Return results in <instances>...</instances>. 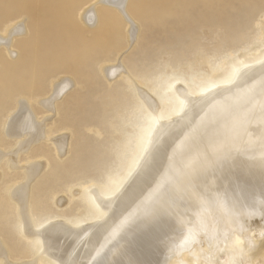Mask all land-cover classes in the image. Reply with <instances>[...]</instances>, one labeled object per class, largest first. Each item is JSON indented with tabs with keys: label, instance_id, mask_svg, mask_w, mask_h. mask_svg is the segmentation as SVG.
Masks as SVG:
<instances>
[{
	"label": "bare ground",
	"instance_id": "obj_1",
	"mask_svg": "<svg viewBox=\"0 0 264 264\" xmlns=\"http://www.w3.org/2000/svg\"><path fill=\"white\" fill-rule=\"evenodd\" d=\"M0 1L3 2V10L0 11V55L10 53V58L14 54L11 41L31 34H34L33 43L30 40L27 47L43 45L51 56H54L56 48L64 49L56 33L65 34L70 29H76L81 35L87 34L91 28V33L105 34L107 28L123 21L127 31H123L122 36L119 34V38H125V43L129 45L137 34L129 28L132 25L127 20L126 3L131 5L134 0H93L84 8L73 27L69 20L64 22L67 16L59 17L56 11L44 17L36 14L35 18L42 20L41 25H29V30L25 19L9 23L10 15L18 14L14 18H19L20 9L28 11L29 5L18 4L10 8L9 1ZM194 3L191 2V5ZM205 3L209 7L212 5V2ZM226 17V12L220 9L206 15L193 12L189 19H184L183 24L187 26L191 40L185 39L181 47L165 55L162 52L163 66L153 74L152 79L147 75H135V79L128 77L122 71L120 57L114 60L115 63L108 62L104 67H98L97 71L107 77L108 84L122 77L121 85L128 95L132 85L135 87L133 100L129 99L130 104L125 106L131 110L126 121L122 122L132 125L133 132L130 135L129 130L121 129V126L112 128L122 134L113 156L110 154V158L118 160L109 166L112 169L106 171L104 177H90L87 182L79 184L80 191H75L74 195L69 189L62 195L55 189H51L49 194H39L43 187L38 186L39 182L33 184L45 165L41 160L45 153L33 154L34 146L43 142L50 147L53 159L60 165L66 159L65 152L68 149V155L71 152V133L62 132L50 137L54 131L50 127L45 129L44 121L34 119L27 99L16 100V106L0 124L1 134L10 139L9 146L14 148L8 151L4 150L6 146L0 148V162L17 174L21 171L23 181L16 184L18 175L14 174L11 177L12 184H16L13 190L14 185L11 189L9 186L0 187V190L6 191L11 198V202L4 205V209L9 211L8 220L13 218L14 225H19L18 232L26 239L23 245L21 243L25 250L23 255L27 258L35 254L36 258L18 261L19 242L11 248V258L17 259H10L3 243V239H7L4 229L3 239L0 237V264H129L130 261L135 264H220L217 258L212 257L222 249L233 257L246 254L253 258V264H264V166L260 163V153L264 149V88L261 87L264 12L261 13L262 21L257 16L245 28V32L250 28L256 32L255 41L248 47H242L246 48L248 56L235 55L233 48L225 52L222 44L226 41L232 46L245 35L242 30L229 31L221 37L212 35L211 39H220L218 43L198 41L201 36L196 28H192L194 24L208 18L207 28L211 32L221 31L224 23L214 26L225 22ZM47 31H51L53 36L43 43L42 33ZM3 34H9L11 38H4ZM115 35L118 36L117 33ZM114 44L109 39L99 43L101 48H120ZM192 49L194 60L181 62L180 54ZM199 49L202 51L197 52ZM209 53H215V57L211 58ZM119 56L122 57V54ZM197 60L200 64L193 66ZM21 62L19 57L18 65ZM5 65L11 66V62L7 61ZM51 83V95L39 102L49 109L61 97L60 91L72 84L66 77ZM7 85L5 88L11 89L13 82ZM15 85L18 86V77H15ZM205 113V123L201 126L200 119ZM148 116L158 118V122L147 120ZM114 121L112 118L107 122L109 127ZM193 127H197L198 132L191 131ZM161 132H188L190 139L184 150L177 152L171 181L160 193V199L176 202L173 213L179 215L170 214L153 220L145 216L143 207L138 209L143 199L142 186H133L119 200L113 199L111 190L133 162L140 158L148 140ZM225 140L232 149V158L223 165L210 164L208 158H216L214 150ZM18 154L23 155V161L28 164L19 165ZM34 189L39 195L46 194L47 208L54 206L62 212H52L42 219L39 215L30 218V210L37 206ZM143 193H147V188L143 189ZM68 202L69 206L65 208ZM8 206L12 209L9 210ZM79 208L81 212L75 214L74 211ZM133 212V218L113 235V230L124 216ZM189 232L192 239L182 245ZM259 243L263 247L256 252Z\"/></svg>",
	"mask_w": 264,
	"mask_h": 264
},
{
	"label": "rangeland",
	"instance_id": "obj_2",
	"mask_svg": "<svg viewBox=\"0 0 264 264\" xmlns=\"http://www.w3.org/2000/svg\"><path fill=\"white\" fill-rule=\"evenodd\" d=\"M7 1L11 4L10 8H14L18 4L29 5L30 9L28 8V11L22 12L23 9L18 10L20 12L19 18H14L18 14L9 16L11 21L9 23L18 22V19H25L26 21L24 22L29 30V25H41L42 20H37L35 18L36 14L44 17L51 15L50 13L55 11L59 17L67 16L68 18L67 20L64 18V22L68 23L69 20L73 27L80 15H82L84 8L93 0ZM191 2H195L194 5H191ZM205 2H212L211 7ZM2 4L3 2L0 1V11L3 10ZM127 5L129 13L127 14V20L130 21L128 24L132 25L129 28H133L137 33L135 38L129 43L130 46L125 43V38H119L120 35L122 36L123 31H127L125 29L126 22L122 21V24L119 23L107 28L105 34L97 31L91 33L92 28L88 29L87 34L83 35L79 34L76 29H70L65 34L56 33L60 37L61 46L64 49L56 48L53 51L54 56L48 55V50L43 45L32 44L31 47H27L30 44V40L33 43L34 34L25 37L28 39L19 38L11 41L10 46L14 52L11 58L8 57L10 53L0 55V75L2 79L0 82V124L5 115L14 109L16 100L25 98L30 103L29 110L34 119L38 122L44 121L45 129L50 127L54 131L50 137L62 132L71 133V152L69 155V149L65 152L64 158L66 159L60 165L53 159L50 147L44 145L43 142L34 146L33 154L45 153L41 159L45 165L38 178L33 181V184L39 182L38 186L43 187L40 188L39 194H49L51 189H55L56 193L60 192V195H62L64 191L69 189L74 195L75 191H80L79 184L87 182L90 177H96L97 179L104 177L106 171L112 169L109 166L114 164L115 160H118L110 157L113 156L112 153L117 148V140L122 136L120 132L112 128L121 126V129L127 128L130 135L133 132L132 125L123 124L122 122L128 118V112L131 110L126 109L125 106L130 104L129 99L133 100L135 87L132 85L128 95V91L124 90L121 85L122 77L108 84L107 77L97 71L98 67H104L106 66L105 63L108 62L115 63L114 60L120 57V66L128 77L135 79V75L138 77L147 75L152 79L154 77L153 74L163 66L161 53L163 52L165 55L166 52L181 47L185 39L191 40L183 20L189 19L190 14L193 12L206 15L211 12H217L220 9L226 12L227 19L225 22L216 23L214 27L224 23L223 29L211 32V29L205 25L208 21V18H205L204 21L192 26L200 33L201 39L198 41L206 44L218 43L220 39L213 40L211 39L212 35L221 37L229 31L242 30L245 33L243 35L244 38L241 36L242 39L239 38L232 46L226 41H223L222 44L225 52L229 48H233L235 55L248 56L246 48L243 49L242 47H248L255 41L256 32L251 28L245 32V28L253 23L255 17L258 16V19L261 20V13L264 12V0H134L131 5L127 2L126 8ZM260 10L262 11L260 12ZM94 11L96 10L94 9ZM4 19L5 17H3L2 21ZM114 33H117L118 36ZM5 35L3 34L4 38H9V34ZM52 36L51 31L42 33L43 43L50 40ZM116 37L118 38L117 40H111ZM106 39H109L111 44L116 43L114 45L120 48H101L99 43ZM208 50L216 52L213 49ZM200 51L202 50L199 49L197 52ZM120 54H122V57L119 56ZM194 55L193 49L186 54H180L181 62L186 60L192 62ZM209 56L214 58L215 53H209ZM19 57L22 58V62L18 65ZM215 60L217 61L218 59L216 58ZM7 61L11 62V66L5 65ZM198 64H200V60H197L193 66H198ZM124 73L122 72V74ZM15 77H18V86L15 85ZM63 77L70 79L72 84L65 90L60 91L62 95L60 94L61 97L53 102L52 108L49 109L39 104V102L51 95L50 83H56ZM11 82H13L12 88H5L8 86L7 83L11 85ZM131 95L133 96L131 97ZM117 103H119V106ZM112 118L115 121L113 126L109 127L110 123L107 124V122ZM1 129L2 127L0 126V148L4 149L2 147L6 146L4 150L8 151L14 146H9L10 139L1 134ZM121 144L120 142V147ZM79 157L81 158L80 162H78ZM18 158L19 165L28 164L23 161V155L18 154ZM38 159L36 158V160ZM46 162L49 163L47 164ZM14 174L17 173L14 170L5 168L0 162V187L9 186L11 189L14 185L11 177ZM17 175L18 182L16 184L22 183L23 179L21 177L23 173L18 171ZM16 184L12 187V190ZM39 194L34 189L33 196L37 206L36 208L34 207V210H30V218L34 219L39 215V218L42 219L52 212H62V210L56 209L54 206L53 208H47L46 205L49 202L45 201L44 195L46 194ZM10 199L6 191L0 190V237L3 239L2 232L5 229L7 239H3V243L10 259H17L11 258V253L13 252L11 248L13 249L14 245L19 242L18 261L34 259L36 258L35 254L33 256L30 254L25 258L26 256L23 255L25 250L22 245L26 242V239L18 232L19 225H14L13 218L10 221L8 220L7 213L9 211L4 209V205H8L11 202ZM67 206H69V202L65 205V208ZM8 209L11 210L12 207L8 206ZM79 212H81L80 208L74 211L75 214ZM262 243L257 245L256 252L261 250L258 248L263 245ZM213 258H217L220 264H223V262L225 264L254 263L253 258L246 256V254L233 257L225 249L216 252Z\"/></svg>",
	"mask_w": 264,
	"mask_h": 264
},
{
	"label": "snow or ice",
	"instance_id": "obj_3",
	"mask_svg": "<svg viewBox=\"0 0 264 264\" xmlns=\"http://www.w3.org/2000/svg\"><path fill=\"white\" fill-rule=\"evenodd\" d=\"M262 78L261 87L264 88V66H262ZM210 91V90H209ZM183 108V101H181ZM204 117L200 119V125L205 123ZM147 120L155 123L158 122V118L148 116ZM195 120V117H193ZM197 127H193L191 131L198 132ZM183 131V130H181ZM190 139L188 132H177L175 134H165L161 132L158 136H155L148 140L144 145L140 158L135 160L131 167H129L124 173L122 179L111 190V196L114 200H119L121 197L128 193L133 186L141 187V193L143 199L138 205V209L143 207L144 214L149 219L158 220L162 217L170 214L179 215V213H173V209L176 207L174 200H162L160 199V193L162 189L167 186L171 181V173L175 165L176 154L178 151H183L186 143ZM171 149V151H169ZM216 158H208V162L212 165H223L232 158V149L229 147L227 141L220 143L214 150ZM167 161V163H165ZM260 163L264 166V149L260 153ZM163 169V171H161ZM126 185V187H125ZM147 188V193H143V189ZM135 215V213H129L120 221V224L113 230L119 231L121 227L127 224ZM192 239V234L189 235L181 242L182 245H186ZM129 264H135V262H129Z\"/></svg>",
	"mask_w": 264,
	"mask_h": 264
}]
</instances>
